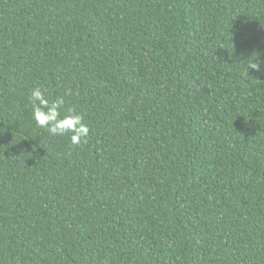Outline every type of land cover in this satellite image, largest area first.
Wrapping results in <instances>:
<instances>
[{
    "label": "trees",
    "instance_id": "trees-1",
    "mask_svg": "<svg viewBox=\"0 0 264 264\" xmlns=\"http://www.w3.org/2000/svg\"><path fill=\"white\" fill-rule=\"evenodd\" d=\"M0 264H264V0H0Z\"/></svg>",
    "mask_w": 264,
    "mask_h": 264
},
{
    "label": "clouds",
    "instance_id": "clouds-1",
    "mask_svg": "<svg viewBox=\"0 0 264 264\" xmlns=\"http://www.w3.org/2000/svg\"><path fill=\"white\" fill-rule=\"evenodd\" d=\"M247 72L250 70L261 71L262 63L258 60H248L246 64ZM46 89L37 87L31 94L33 107V119L36 124L46 129L53 136H63L71 133L70 141L72 144L86 142L90 133V128L84 123L82 114L76 113L74 109H68L64 115L61 110L65 101L63 97L50 101L46 98Z\"/></svg>",
    "mask_w": 264,
    "mask_h": 264
}]
</instances>
